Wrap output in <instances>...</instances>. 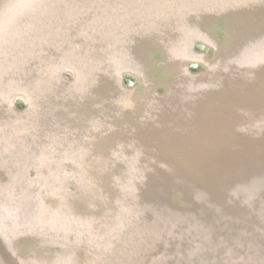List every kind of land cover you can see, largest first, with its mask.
Masks as SVG:
<instances>
[{
	"label": "bare ground",
	"instance_id": "obj_1",
	"mask_svg": "<svg viewBox=\"0 0 264 264\" xmlns=\"http://www.w3.org/2000/svg\"><path fill=\"white\" fill-rule=\"evenodd\" d=\"M63 1L0 0V81L4 80L5 67H12V49H20L27 40L34 39L37 32L59 13L56 5ZM22 8L26 9L21 11ZM189 20V17L179 16L173 23H158V33H163L161 28L166 26L175 31L169 33L173 39L167 42L150 41L148 36L139 37L131 32L133 42H146L148 47L138 50L131 46L135 49L133 61L128 54L110 58L109 68L119 74L117 81H112L115 84L114 97L118 105L124 108L120 116L119 112L116 114V127L106 129L98 136L90 134L95 136L80 140L78 129L82 133L84 130L89 133L97 127L98 122H103L105 110L101 101L104 97L90 101L91 119L86 118V121H90L88 123H92L94 128L83 125L74 127L77 138L73 140L68 137L71 131H68L67 124L61 135L53 122L50 109L56 91H51V88L55 82L62 81L58 70L72 63L73 58L68 57L69 54L61 56L58 61L48 62L47 70H39V78L31 89L12 79L5 80V87L0 85L3 105L0 106V236L7 243L6 250L15 264H83V253L76 243L46 237V232L63 225V221L84 223L92 231L95 245L99 248L111 247L119 231L136 213V206L142 204L138 199L142 193L141 187L147 189L149 186L141 181H146L148 169L144 167L149 168V165L139 167L138 160L150 162V167L156 166L154 163L159 160L165 163L174 161L177 167L172 170V175H177V169L182 171L186 168L187 171L196 172L197 157L200 156L196 154V122L199 128L204 126V132L207 130L199 143L208 141V152L213 153L208 159L210 176L215 181L213 189L218 193L223 191L218 178L221 176L222 180H226V169L236 146L246 144L244 140L235 143L229 140V120L253 106L264 105V96L259 97L264 95V90L260 92L264 84L257 85L260 90L256 86L255 91L253 87L248 91L245 86H251L249 79L230 65L234 68L245 65L253 69L255 62L250 60V56H264V25H257L250 35L240 30L239 26L218 30L219 26L228 23H222L208 33L189 26ZM77 34L80 32L77 31ZM197 47L204 51L198 52ZM250 52L252 54L249 56ZM80 55L81 60L86 58ZM36 56L35 52L29 53L30 59ZM257 61L263 63L264 58ZM93 65L99 70L98 59ZM75 67L72 63L70 74L76 78V82L82 81V71ZM143 70L147 71L149 77H156V88L162 90L163 97H156ZM213 71L216 73L212 74ZM262 74L264 70L259 72L260 76ZM211 76V85L215 89L212 92L209 86L205 88V82ZM12 88H19L13 92L17 95L11 92ZM11 105H16L24 114L14 116L10 111ZM75 119L78 123L86 122L81 118ZM45 127L47 132L42 134L41 143L37 144L33 139L37 140L40 130ZM251 142L247 139L249 145ZM33 145L40 147V152L34 158L37 165L35 174L44 177L41 186L51 185L59 194L55 197L61 200L66 210L63 220L57 218L51 207L44 208L41 202L42 208L33 211V207L38 206L30 191L34 184L31 180L35 176L31 169L35 166L29 164L31 156L28 151L34 152ZM220 159L218 164L214 163V160ZM118 160L127 161L124 173L127 183L122 182L118 171L112 170L111 165ZM12 167L17 168L18 172ZM68 175L78 178L81 185L84 182L91 193L83 188L70 193L67 189ZM173 185L167 191H173L176 187ZM96 190L105 193L101 197L103 201L98 203ZM183 194L186 197V192ZM53 198L49 196V199ZM21 235L29 244L22 255L24 247L20 245ZM0 264L8 263L0 256Z\"/></svg>",
	"mask_w": 264,
	"mask_h": 264
},
{
	"label": "rangeland",
	"instance_id": "obj_2",
	"mask_svg": "<svg viewBox=\"0 0 264 264\" xmlns=\"http://www.w3.org/2000/svg\"><path fill=\"white\" fill-rule=\"evenodd\" d=\"M56 9L59 13L37 32L34 39L27 40L20 49H12V67L8 68L9 65L5 67L4 80L0 81V85L5 87V80L12 79L31 89L39 78L37 76L39 70H47L48 62L58 61L61 56L69 54L68 57L73 58L72 63L82 71L83 80L76 82V78L72 77L73 75L69 71L72 66L70 62L67 68L58 70L60 71L58 76L62 81L55 82L52 85L51 91L56 92L55 95L53 94V107L51 106L50 112L61 135L64 134L62 133L64 132L63 127L66 124L69 126L68 131H71V135L69 134L68 137L71 140L77 138V131L74 130V127L79 125L92 127V123L86 121V118L91 119L89 114L92 110L90 101H98L100 97L105 98L101 101L105 110V118H103V122H98L96 128L92 127L94 129L89 133L86 130L82 133L78 129L80 140L95 136L90 134H97L98 136L106 129L116 127V114L119 112L118 116H120L124 106L121 108L114 97L115 84L112 81L116 82L119 74L109 68V60L113 56L120 58L128 54L133 61L132 54L135 49H132L131 46L136 47L138 50L148 47L146 42H133L132 33L139 37L148 36L150 41L161 40L167 42L173 39L169 33H175V31L166 26L161 28L163 33H158L156 25L158 23H173L179 16L189 17V26L196 27V29L201 28L208 33L222 23L228 24L219 26V31L224 28L239 26L240 30H244L248 35L255 31L257 25H264V0H64L62 4L56 5ZM154 30L156 33H154ZM203 30L200 32H203ZM77 31L80 34H77ZM153 33L154 35H152ZM197 48H199L198 52L202 51L200 47ZM36 49L39 50L33 51ZM66 49H69V51H66ZM30 52H35L37 56L30 59ZM80 54L86 57L85 61L81 60ZM96 59L99 60V70L95 69L93 65ZM193 72H197V70H193ZM142 73L152 85L156 97H163L162 90L156 88V77H149L147 71L144 70ZM18 89L12 88L11 92L13 93ZM13 94L17 95V93ZM0 106H3L1 101ZM10 111L13 112L14 116L24 114V111L17 109L16 105H11ZM75 118H81L86 122L78 123ZM45 132H47L46 127L40 130L37 140L33 139V141L40 144L42 134ZM105 133L107 134L108 131ZM32 149H35L34 152L28 151L29 157L31 156L29 164L35 166L31 169V173L35 176L32 177L31 182H34V184L30 187V191L32 197L38 203L37 207H33V211L42 208L40 206L41 202L44 208L51 207L57 218L63 220L66 210H64L61 200L55 197L59 194L51 185L41 186L40 182H43L44 177H42V174H35L34 168H37V165L34 163V158L40 152V147L33 145ZM110 162H112L111 159ZM126 162L118 160L117 163L111 165L112 170L118 171L121 175V180L124 183H127L124 177ZM14 169L18 172L17 168ZM68 176L67 189L70 193L80 188L91 193L90 188L84 182L81 185L78 178H74L72 175ZM150 189L149 186L147 189L141 187L142 193L138 197V199H141L140 203H144ZM43 190L46 191L42 193ZM97 193L99 194L97 196L99 197L98 203L103 201L101 197L105 196V193L101 191L100 193L97 191ZM49 196L54 198L51 200ZM149 213L151 214L152 211ZM141 216L142 210L136 206V213L131 215V219L127 221L125 227L119 231L118 238L114 239V244L111 247L108 245L99 248L94 244L92 231L87 225L77 223L74 220L63 221V225L53 231L46 232V237L49 239L62 238L69 243H76L82 250L84 261L81 259L80 261H83V264H202L203 256L199 257L196 253L193 255V252L189 251L190 247L196 244V230H189L191 227L196 228V219L188 225L182 219L177 218V221L172 222V227L169 230L167 229L168 231L160 232L159 236L161 237H159L151 232L149 233V230H146L148 232H144V234L135 233L141 227L143 229L148 228V222ZM182 217L180 215V218ZM215 225L218 228L221 226L225 234L230 233L231 223L218 222ZM258 225L259 222L255 224V227ZM156 228L160 227L157 226ZM255 229L260 231L258 230L260 228ZM228 236H221V238L230 244ZM103 238L106 239V237ZM221 238L218 235V241ZM19 239L21 240L20 245L24 247L21 252L22 255L23 252H26L29 244L23 235ZM2 250L3 248L0 246V252ZM238 252L240 253V250ZM219 254L221 256L214 258L215 261L217 260V264H230L234 261L236 262L233 264L244 263L241 255L237 253L238 255L233 257L232 252L227 250V246ZM5 255L1 256L0 254L6 263L15 264L7 251H5ZM204 257L207 260V257Z\"/></svg>",
	"mask_w": 264,
	"mask_h": 264
},
{
	"label": "water",
	"instance_id": "obj_3",
	"mask_svg": "<svg viewBox=\"0 0 264 264\" xmlns=\"http://www.w3.org/2000/svg\"><path fill=\"white\" fill-rule=\"evenodd\" d=\"M26 8H22L21 11ZM250 54L252 52L248 55L250 56ZM250 58L252 62H255L254 70L248 69L245 65L235 68L230 65V67L240 71L249 79L251 86L247 84L245 86L248 91L252 90L251 87L255 91L258 84H264V75H259V72L264 70V62L259 63L257 61V59L262 60L264 56H250ZM213 73L216 72L213 71ZM212 76L211 78L208 77L205 82V88L209 86L210 92L215 91L214 86L211 85ZM241 79H243L242 75ZM257 90H260V86H257ZM263 90L264 88L260 92ZM262 96L264 95L259 97ZM231 118L227 127L229 140L234 141V143L244 140L246 144L236 146L232 161L228 163L229 166L226 169V180H222L221 176L218 178L223 186L221 193L213 189L215 181L210 176L208 167L210 161L208 159L213 153L209 154L208 152V141L199 143L204 139L203 134L205 135L207 130L203 131L204 126L199 128L198 122H196V154H200V156L197 157L199 159L196 162V172L187 171L184 167L185 169L182 171L177 169V175H172L174 174L172 170L177 167L174 161L165 163L159 160L154 163L156 166L150 167V162L138 160L139 167H143L145 164L149 165V168L144 167L148 169L146 181L138 175L141 181L149 184L151 189L144 203H140L139 207L142 210L141 217L148 222V228L143 229L141 227L135 232L136 234H144V232H148L146 230H149V233L159 236L160 232L168 231L172 227V222L177 221V218L182 219L188 225L196 219V244L190 247L189 251L193 252V255L196 253L199 257L203 256L202 264H217V260L215 261L214 258L221 256L219 253L226 246L227 250L232 252L233 257L238 254L241 255L244 260L243 264H264V105L253 106L241 115H233ZM247 136L251 137L247 138ZM247 139L252 140L250 145L247 143ZM255 140L259 142L256 143ZM152 149L154 150L155 146ZM201 151L205 153L203 156H201ZM142 153L146 152L143 151ZM221 159L219 161L214 160V163L218 164ZM225 182H227L226 185H224ZM172 185L176 186L175 189L167 191ZM194 190L195 192H193ZM184 192H186V197ZM195 202L196 208L194 207ZM151 211L152 213L148 214ZM180 215L183 217L180 218ZM218 222L231 223L230 233L225 234L221 226V229L218 228L215 225ZM258 222L259 225L255 227ZM157 226L160 228L157 229ZM255 228H260L258 229L260 231ZM189 230L194 231L195 228L191 227ZM218 235L220 238L229 235L228 239L231 246L223 238L218 241ZM0 238L2 239L1 236ZM1 239L0 246L3 250L0 254L4 256L5 251H7V243L4 240L3 243ZM204 256L207 257V260Z\"/></svg>",
	"mask_w": 264,
	"mask_h": 264
}]
</instances>
